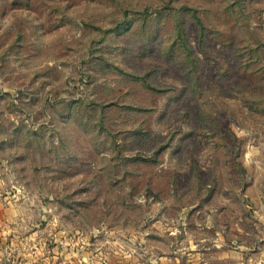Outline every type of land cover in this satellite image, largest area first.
<instances>
[{
	"label": "rangeland",
	"instance_id": "obj_1",
	"mask_svg": "<svg viewBox=\"0 0 264 264\" xmlns=\"http://www.w3.org/2000/svg\"><path fill=\"white\" fill-rule=\"evenodd\" d=\"M0 152L94 247L264 264V0H0Z\"/></svg>",
	"mask_w": 264,
	"mask_h": 264
},
{
	"label": "crops",
	"instance_id": "obj_2",
	"mask_svg": "<svg viewBox=\"0 0 264 264\" xmlns=\"http://www.w3.org/2000/svg\"><path fill=\"white\" fill-rule=\"evenodd\" d=\"M13 162V155L0 152V263L140 264L141 252L130 260L126 250L112 253L94 247L90 235L63 228L61 218H31L24 197L27 190L15 184ZM114 257L119 260L115 262Z\"/></svg>",
	"mask_w": 264,
	"mask_h": 264
},
{
	"label": "built area",
	"instance_id": "obj_3",
	"mask_svg": "<svg viewBox=\"0 0 264 264\" xmlns=\"http://www.w3.org/2000/svg\"><path fill=\"white\" fill-rule=\"evenodd\" d=\"M0 264H12V263H0Z\"/></svg>",
	"mask_w": 264,
	"mask_h": 264
}]
</instances>
